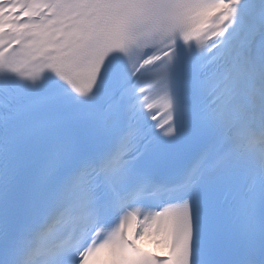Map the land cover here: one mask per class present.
Returning <instances> with one entry per match:
<instances>
[{
    "label": "snow or ice",
    "instance_id": "1",
    "mask_svg": "<svg viewBox=\"0 0 264 264\" xmlns=\"http://www.w3.org/2000/svg\"><path fill=\"white\" fill-rule=\"evenodd\" d=\"M0 264H264V0H0Z\"/></svg>",
    "mask_w": 264,
    "mask_h": 264
}]
</instances>
